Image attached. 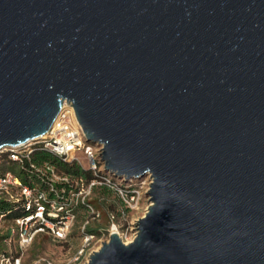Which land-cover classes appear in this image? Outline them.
<instances>
[{"label":"water","instance_id":"1","mask_svg":"<svg viewBox=\"0 0 264 264\" xmlns=\"http://www.w3.org/2000/svg\"><path fill=\"white\" fill-rule=\"evenodd\" d=\"M71 101L137 232L84 264H264V0H0V148Z\"/></svg>","mask_w":264,"mask_h":264},{"label":"built area","instance_id":"2","mask_svg":"<svg viewBox=\"0 0 264 264\" xmlns=\"http://www.w3.org/2000/svg\"><path fill=\"white\" fill-rule=\"evenodd\" d=\"M101 149L102 145L86 140L72 102L67 100L44 135L0 148V228L6 225L0 236L5 244L0 247V264H24L23 255L38 235L55 243L69 242L79 215L82 221L77 244L57 256L37 254L26 264H84L112 232L119 231L120 218L124 219L127 210L137 205L139 189L134 179L118 181L108 175L100 158ZM47 153L75 163L91 177L72 178L60 171L45 156ZM79 156L87 159V168ZM145 177L141 184H147L148 190L152 177ZM97 187L114 192L121 206L108 211V227L100 225L97 232H92V221L100 219V212L90 202ZM117 233L121 236L120 231Z\"/></svg>","mask_w":264,"mask_h":264},{"label":"rangeland","instance_id":"3","mask_svg":"<svg viewBox=\"0 0 264 264\" xmlns=\"http://www.w3.org/2000/svg\"><path fill=\"white\" fill-rule=\"evenodd\" d=\"M82 164L84 167H88L87 159L83 156H79ZM110 177L117 179L118 181L120 178H116L112 176L110 173L108 174ZM146 177L143 176L139 179H134L135 186L139 189V196L137 199V205L132 208L128 209L126 212V216L124 219L119 220V231L121 233V236L123 237L124 241H130L134 238L137 232V220L142 217L149 205V199L146 195L147 190V184L143 183L141 184L142 180H145ZM91 204L100 212V219L98 222L92 221V227H98V226H104L108 227V216L107 213L110 210H117L121 206V200L119 197L112 191L106 190L104 188H95L93 189L91 198H90ZM82 221V216L79 215L74 227L73 232H71L69 237V242H65L63 244L55 243L53 242L49 237L45 235H38L31 246L23 255V262L24 264L27 263V260L30 257H33L37 254L44 253L47 255H59L61 253H64L67 251L69 246L75 245L79 241V224ZM6 229V225L4 224L2 226V229L0 228V236H1V230L4 231ZM15 237V236H14ZM5 244L0 241V247H4ZM87 259V258H86ZM86 259L84 260V263L86 262Z\"/></svg>","mask_w":264,"mask_h":264},{"label":"trees","instance_id":"4","mask_svg":"<svg viewBox=\"0 0 264 264\" xmlns=\"http://www.w3.org/2000/svg\"><path fill=\"white\" fill-rule=\"evenodd\" d=\"M45 156L48 157L49 160L52 163H54L60 171L69 174L72 178H77L80 175L84 176L85 178L91 177L89 172L81 170L75 163L64 162L60 160L58 157L51 155L49 153H47ZM97 188H104L106 190H109L105 187H97ZM97 230H98V227H94L91 229L92 232H97Z\"/></svg>","mask_w":264,"mask_h":264},{"label":"bare ground","instance_id":"5","mask_svg":"<svg viewBox=\"0 0 264 264\" xmlns=\"http://www.w3.org/2000/svg\"><path fill=\"white\" fill-rule=\"evenodd\" d=\"M115 232H119V231L115 230Z\"/></svg>","mask_w":264,"mask_h":264}]
</instances>
